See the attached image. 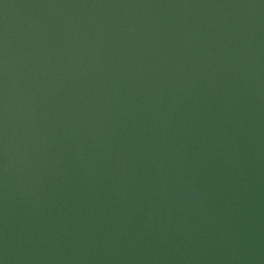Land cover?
I'll use <instances>...</instances> for the list:
<instances>
[{
    "label": "water",
    "instance_id": "1",
    "mask_svg": "<svg viewBox=\"0 0 264 264\" xmlns=\"http://www.w3.org/2000/svg\"><path fill=\"white\" fill-rule=\"evenodd\" d=\"M0 264H264V0H0Z\"/></svg>",
    "mask_w": 264,
    "mask_h": 264
}]
</instances>
